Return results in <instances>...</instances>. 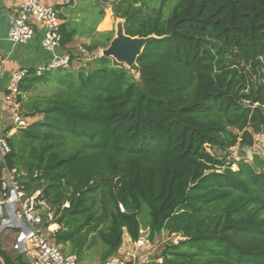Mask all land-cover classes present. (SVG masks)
I'll return each instance as SVG.
<instances>
[{"label":"trees","instance_id":"1","mask_svg":"<svg viewBox=\"0 0 264 264\" xmlns=\"http://www.w3.org/2000/svg\"><path fill=\"white\" fill-rule=\"evenodd\" d=\"M78 4V21L59 16L62 48L81 37L88 53L106 49L113 31H96L106 5L125 35L156 39L138 79L95 56L21 82L32 122L7 140L4 167L55 208L54 243L78 264H102L124 234L134 242L148 229L180 239L161 264H264V160L244 151L264 135V0ZM44 83L52 91L34 94ZM0 259L24 264L2 249Z\"/></svg>","mask_w":264,"mask_h":264},{"label":"built area","instance_id":"2","mask_svg":"<svg viewBox=\"0 0 264 264\" xmlns=\"http://www.w3.org/2000/svg\"><path fill=\"white\" fill-rule=\"evenodd\" d=\"M60 25L61 20L55 8L43 5L39 0H23L22 9L13 18L7 32L13 47L22 46L32 41L36 29L41 27V47L48 54L47 60L34 69L20 68L13 71L4 90L0 89V162L3 164L0 183V249L7 252L3 243L9 242L8 251L21 256L24 264H78L74 256L63 253L53 241L59 226L52 204L42 196L41 190L30 192L21 179L22 174L4 167V158L10 153L7 140L13 132L30 124V119L22 113L19 100L21 82L30 75L40 77L58 70H68L75 55L91 59L95 57L81 47L74 54L60 51ZM3 64L4 59L0 54V77ZM2 105L8 112V128L1 120ZM68 207V203L63 204V208ZM160 235L175 237L161 231L150 239L148 229H141L136 241L102 264H161V253L154 254L159 247L154 239ZM171 243H177V240Z\"/></svg>","mask_w":264,"mask_h":264},{"label":"crops","instance_id":"3","mask_svg":"<svg viewBox=\"0 0 264 264\" xmlns=\"http://www.w3.org/2000/svg\"><path fill=\"white\" fill-rule=\"evenodd\" d=\"M39 1L43 5L52 6L53 8H55L59 16L62 15L65 18L71 19L73 21H78V19H80L81 17L79 11L81 4H78V0H39ZM22 5H23V0H0V54L4 59L3 69L0 77L1 90H4L8 78L10 77L13 71L20 68H27L30 70L34 69L36 66L44 63L48 58V54L41 47V39L43 36V30L41 27H38L36 29V35L34 39L29 43H27L26 45L13 47V45L9 42L7 38L8 29L10 28L15 15L18 12H20V10L22 9ZM100 23L96 27V31L98 33H102L98 31V26L100 25ZM77 39L88 40L90 43V39L77 37L73 40L72 43H70L65 48L61 47L60 51L71 52L73 49L74 53H77L79 47H81V46L76 47ZM1 120L4 123L5 127L8 128V112L4 109L3 105L1 111ZM28 122L31 123L32 120L30 119ZM131 242L132 241L129 239V237L126 234H124L122 245L118 251V254H120L124 248L130 246ZM3 244L4 247L7 248V252H9L8 251L9 242ZM0 264H2L1 260H0Z\"/></svg>","mask_w":264,"mask_h":264},{"label":"rangeland","instance_id":"4","mask_svg":"<svg viewBox=\"0 0 264 264\" xmlns=\"http://www.w3.org/2000/svg\"><path fill=\"white\" fill-rule=\"evenodd\" d=\"M111 10L110 8L106 5L105 8V17L108 16L109 19H105L104 23H100V25L98 26V31L100 32H107V31H113V37H115L117 28L119 26H122L121 24H123L122 20L116 19L112 16V14L110 15ZM90 17L92 16V14L89 15ZM96 37V36H95ZM91 42V41H90ZM83 45H89V41L88 40H84V39H77L76 40V47L81 46L82 49H84ZM102 50L103 49H98L94 52L89 53L90 56H100L102 54ZM71 54H74V50L72 49V51L70 52ZM74 61L71 65V67L68 70H78L79 68H81L82 66H85V64H87L91 58L90 57H86L84 55H75L73 56ZM114 60V59H113ZM128 69V68H127ZM132 75L134 76L135 79H138V73L128 69ZM52 91V84L51 83H44L41 86H39L36 91L34 92V94H48ZM33 94V93H32ZM255 139V144L252 148L250 149H245L244 151L246 152V158L250 160L251 156L253 154L258 155L259 157H261L264 160V135H258L254 137ZM228 153L230 154L229 158H236V149H231L228 151ZM212 155H215L219 158H221L222 156H224V154L222 152H219L217 150H212L211 151ZM232 168L235 169V167L233 166ZM33 188L29 189L30 192H33ZM124 237V235H123ZM179 237H168V236H164V235H160V236H156L155 237V242L157 241V244H159V247L156 249V251L154 252V254H158L161 253L162 250L164 249V247L169 244L171 241H176L178 240ZM68 255V254H67ZM83 264H99L98 259H93V260H89Z\"/></svg>","mask_w":264,"mask_h":264},{"label":"water","instance_id":"5","mask_svg":"<svg viewBox=\"0 0 264 264\" xmlns=\"http://www.w3.org/2000/svg\"><path fill=\"white\" fill-rule=\"evenodd\" d=\"M117 28L115 37L110 41L108 47L102 50L101 57L114 59L117 63L139 73V68L136 64L138 56L143 48L151 40L156 39L154 36L146 38H131L125 35L123 24ZM180 239L177 240V243Z\"/></svg>","mask_w":264,"mask_h":264}]
</instances>
